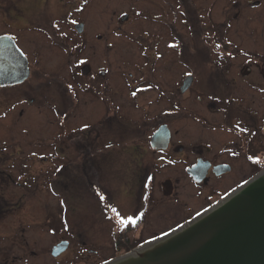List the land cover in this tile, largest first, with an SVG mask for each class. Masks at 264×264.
Wrapping results in <instances>:
<instances>
[{
  "label": "flooded vegetation",
  "instance_id": "obj_1",
  "mask_svg": "<svg viewBox=\"0 0 264 264\" xmlns=\"http://www.w3.org/2000/svg\"><path fill=\"white\" fill-rule=\"evenodd\" d=\"M56 1L0 0V37H14L30 66L25 82L0 86V229L15 228L8 223L17 222L28 198L16 197L12 187L33 185L36 191L42 182L49 188V171L59 170L53 179L59 182L62 165L88 177L99 167L100 143L115 131L111 118L130 122L131 108L149 112V121L138 118L117 131L143 133L148 144L126 152L132 162L121 216L137 223L118 228L125 239L117 246L140 244L143 234L161 229L165 215L154 213L163 199L175 204L167 214L183 219L175 228L211 206V197L226 196L264 170V0ZM180 25L187 27L192 49L179 58L168 53L179 31L180 39L184 35ZM55 58L61 66L49 65ZM162 102L167 109L152 114L151 107ZM114 106L117 115L111 117ZM14 126L20 130L12 136L8 129ZM162 127L169 145L157 149L152 137ZM196 128L203 133L195 135ZM197 164L206 168L201 182L191 172ZM167 170L172 176L162 177ZM186 180L194 191L191 201L179 199ZM164 185L171 186L168 196ZM33 208L27 211L32 216Z\"/></svg>",
  "mask_w": 264,
  "mask_h": 264
},
{
  "label": "rangeland",
  "instance_id": "obj_2",
  "mask_svg": "<svg viewBox=\"0 0 264 264\" xmlns=\"http://www.w3.org/2000/svg\"><path fill=\"white\" fill-rule=\"evenodd\" d=\"M49 1L51 3L57 2L56 0ZM71 1L73 0H66L67 3ZM69 15L67 13L68 19H70ZM71 18H76V15H71ZM68 23L66 22V25ZM178 27L182 29L184 35L180 39L181 33L179 31L177 38L172 39V43L175 45L172 49L174 52L169 51L168 55L177 54L180 58L183 55L190 54L192 48L189 47L190 40L186 33L187 27L184 25ZM164 40L163 43L166 45L167 41L165 37ZM67 42L69 43L70 40ZM119 48L125 47L121 46ZM49 65L58 67L59 65L61 66V63H59L58 58H55L52 59ZM117 68L115 66L116 70ZM136 76H139L138 73H136ZM114 107V110L111 111V117L113 113L117 115L116 106ZM200 108L201 106H196L199 112H201ZM166 109V104L162 102L158 105H153L150 112L159 116ZM88 111H90L88 108L84 109L86 114ZM128 111L131 112V117L135 118L131 121L139 122V119L141 121L145 119L149 121V112L144 109L131 108ZM105 114L97 115L95 120L101 121ZM141 115L144 119H141ZM111 119L115 131L110 134L108 141H105L103 144L100 143L97 153L99 167L89 170L88 177L85 176L84 171L62 165V178L59 182L53 180L59 174L57 169L49 171V188L43 185L42 182L38 185L36 191L33 185L23 188L12 187L16 197L28 198L23 200L24 204L20 208V213H18L17 222L8 223L15 228L0 229V264H102L109 259L125 255L140 246L137 243L125 245L122 242L121 246L116 245L120 240L125 239V235H120L121 233L118 228H122V226L118 224L116 219L109 216L113 212H111V207H108V204L117 207L121 214L124 212V208L128 203L127 191L130 184L128 170L132 162L130 159H127L126 152L131 151L132 147L138 145L145 146L148 143L145 141L146 136L143 133L139 135H122L117 131V127L124 128L127 123L133 125V122H129L118 116H114ZM1 122L0 137L5 134V122ZM23 123L27 124L25 121ZM77 123V121L72 122V127H69V129L72 130ZM19 130L20 126L8 129V131L14 132L12 136L18 135ZM194 133L195 135H201L203 131L200 128H196ZM148 136L149 133L147 134V138ZM12 141L13 139H11L10 145ZM107 145H111V147ZM39 171V169L32 170L34 173H39ZM163 176H172V173L167 170L164 171ZM184 183L186 186L180 190L179 199L191 201L194 198V191L187 180ZM98 193L105 197L103 201L100 199ZM162 196L164 197L163 193ZM29 198L31 201L28 203ZM220 198L211 197L210 203H214L220 200ZM29 205L34 207V216L27 212ZM161 206L162 208H159V211H155L154 213L158 217L165 215L160 220L162 224L161 229L156 234H143L141 242H146V239L153 236L157 237L162 234L161 232H167L166 230L173 228L176 224L183 221L181 215L175 217L176 220H173L174 215L169 216L170 214H167L175 206L172 198L168 200L163 199ZM47 219L50 223L47 222ZM150 228L154 229L156 226L152 225ZM22 231H24V237L22 236ZM62 240L70 241V247L61 257L54 258L51 255L53 246ZM25 241H29L33 245L31 246L32 249L24 250L21 248L22 246L19 244ZM34 242H38L41 245L39 247L34 246ZM48 249H50V252H46Z\"/></svg>",
  "mask_w": 264,
  "mask_h": 264
},
{
  "label": "water",
  "instance_id": "obj_3",
  "mask_svg": "<svg viewBox=\"0 0 264 264\" xmlns=\"http://www.w3.org/2000/svg\"><path fill=\"white\" fill-rule=\"evenodd\" d=\"M29 75L28 59L14 40H0V86L23 83ZM165 129L152 137L154 148L169 145ZM193 170L201 182L206 168ZM164 187L169 195L171 186ZM68 247L60 243L53 256ZM102 264H264V170L187 223Z\"/></svg>",
  "mask_w": 264,
  "mask_h": 264
},
{
  "label": "snow or ice",
  "instance_id": "obj_4",
  "mask_svg": "<svg viewBox=\"0 0 264 264\" xmlns=\"http://www.w3.org/2000/svg\"><path fill=\"white\" fill-rule=\"evenodd\" d=\"M85 2H87V0H85ZM73 23H75V21H73ZM12 39H14V37H0V40H8V41H10V40H12ZM170 47H175V45H170ZM216 48H220V44H216ZM228 55L230 56L231 53H228ZM86 63H87V61H85V60H79V61H78V64H79V65H84V64H86ZM189 75H191V74L189 73ZM67 87H68L69 90H71L72 85L69 84ZM132 95L135 96V95H136V92H133ZM87 128H88V125L85 124V125H84V129H87ZM236 128H237L238 130H240L241 132L246 131V129L241 128L239 124H236ZM82 130H83V129H82ZM107 146H108V147H111V145H107ZM255 162L258 163L259 161H255ZM58 171H59V170H58ZM98 195L100 196V199H101L102 201L105 199V197H104L102 194H99V193H98ZM111 212H113V213L115 214V216H116V218H117V220H118V224H119L120 226H122V227H127L128 225H133V226H134V225L137 223V220L134 219L132 216H128L127 218L122 217L120 211H119V210L117 209V207H115V206H112V207H111Z\"/></svg>",
  "mask_w": 264,
  "mask_h": 264
}]
</instances>
